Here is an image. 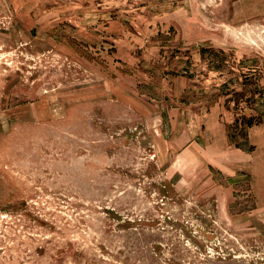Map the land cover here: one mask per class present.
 <instances>
[{"label": "rangeland", "instance_id": "obj_1", "mask_svg": "<svg viewBox=\"0 0 264 264\" xmlns=\"http://www.w3.org/2000/svg\"><path fill=\"white\" fill-rule=\"evenodd\" d=\"M0 264H264V0H0Z\"/></svg>", "mask_w": 264, "mask_h": 264}]
</instances>
